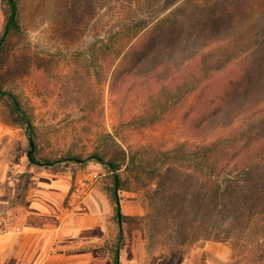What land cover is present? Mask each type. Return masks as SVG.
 <instances>
[{"label": "trees", "instance_id": "obj_1", "mask_svg": "<svg viewBox=\"0 0 264 264\" xmlns=\"http://www.w3.org/2000/svg\"><path fill=\"white\" fill-rule=\"evenodd\" d=\"M191 1L150 25L118 27L106 49L114 60L123 57L112 89L140 82L151 86L146 115L130 127L165 121L199 92L189 113L201 117L193 126L203 143L125 149L113 134L102 132L94 142L75 140L77 147L90 142L91 150L84 144L53 156L40 147L44 133L20 96L0 85V99L8 101L13 123L36 146L30 163L95 162L104 168L105 191L119 226L130 218L122 213L120 193H139L148 209L150 245L163 242L182 253L199 241L228 242L235 264H264V0H239L235 11ZM250 3L258 7L248 8ZM8 4L0 63L10 39L23 34L17 1ZM235 66L236 75L214 88L216 78ZM122 240L120 229L110 249L114 264H120Z\"/></svg>", "mask_w": 264, "mask_h": 264}, {"label": "rangeland", "instance_id": "obj_2", "mask_svg": "<svg viewBox=\"0 0 264 264\" xmlns=\"http://www.w3.org/2000/svg\"><path fill=\"white\" fill-rule=\"evenodd\" d=\"M16 1L23 34L9 41L10 49L0 63V85L18 94L34 114L44 133L40 147L47 154L58 156L71 150L80 138L94 142L102 132L113 134L125 149L149 144L171 148L185 141L203 143L193 126L201 117L189 113V105L199 92L165 121L146 128L130 127L139 115H146L151 86L140 82L131 89L125 84L112 89V75L123 57L114 60L106 49L118 27L141 21L150 25L188 0ZM191 2L202 7L228 6L231 11L239 4V0L211 1L208 5L203 0ZM9 12L8 0H0V38ZM238 66L220 74L214 88L234 77ZM155 89L158 87L152 86ZM84 144L91 150L92 144L86 141L77 148ZM31 149L26 130L13 123L8 101L0 99V234L9 232L17 219L20 223L22 207H28L32 200L30 191L49 179L48 175H58L69 188L57 219L60 214L71 218L86 241L80 252L95 253L97 264H114L110 249L120 229V264H235L228 242L199 241L182 253L170 250L163 242L150 245L144 221L148 209L141 194L120 193L122 213L130 217L120 227L105 191L106 173L100 164L40 166L30 163ZM29 219L27 215L23 224Z\"/></svg>", "mask_w": 264, "mask_h": 264}, {"label": "crops", "instance_id": "obj_3", "mask_svg": "<svg viewBox=\"0 0 264 264\" xmlns=\"http://www.w3.org/2000/svg\"><path fill=\"white\" fill-rule=\"evenodd\" d=\"M48 176L30 191L32 200L28 207H22L20 223L17 219L9 232L0 234V264H97L95 253L80 252L86 241L71 218L64 219L60 214L57 219L68 185L61 176ZM27 215L30 219L23 224Z\"/></svg>", "mask_w": 264, "mask_h": 264}, {"label": "water", "instance_id": "obj_4", "mask_svg": "<svg viewBox=\"0 0 264 264\" xmlns=\"http://www.w3.org/2000/svg\"><path fill=\"white\" fill-rule=\"evenodd\" d=\"M30 143H31V147H32V149H31V151L28 153V155H29L30 153H34V152H35L34 142H33L32 139H30Z\"/></svg>", "mask_w": 264, "mask_h": 264}]
</instances>
